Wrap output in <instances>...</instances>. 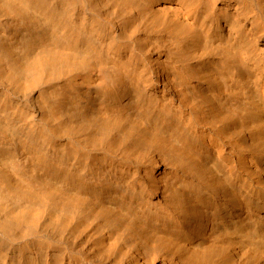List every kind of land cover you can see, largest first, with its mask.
I'll return each instance as SVG.
<instances>
[{
	"label": "bare ground",
	"instance_id": "bare-ground-1",
	"mask_svg": "<svg viewBox=\"0 0 264 264\" xmlns=\"http://www.w3.org/2000/svg\"><path fill=\"white\" fill-rule=\"evenodd\" d=\"M0 264H264V0H0Z\"/></svg>",
	"mask_w": 264,
	"mask_h": 264
}]
</instances>
